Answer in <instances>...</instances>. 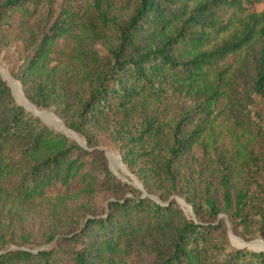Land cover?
I'll return each instance as SVG.
<instances>
[{
  "label": "trees",
  "instance_id": "1",
  "mask_svg": "<svg viewBox=\"0 0 264 264\" xmlns=\"http://www.w3.org/2000/svg\"><path fill=\"white\" fill-rule=\"evenodd\" d=\"M262 1L0 0L12 75L87 142L0 72V264H264L226 221L264 239ZM103 139L149 194L113 173Z\"/></svg>",
  "mask_w": 264,
  "mask_h": 264
},
{
  "label": "rangeland",
  "instance_id": "2",
  "mask_svg": "<svg viewBox=\"0 0 264 264\" xmlns=\"http://www.w3.org/2000/svg\"><path fill=\"white\" fill-rule=\"evenodd\" d=\"M254 7H256L259 10L263 9L264 8V0L262 2H260V3H255ZM17 45L18 44L16 42H11L7 46L5 45V47H3L2 50L0 51V72H1V74L3 76V78L7 81V83L11 87L12 92H13L16 100L19 103H21V104H23L25 106V104L23 102H21L18 99L17 95L15 94V92H14V90H13V88H12L10 82H9L10 80H13V81L17 82V84L19 85L24 97L27 99V101L31 105L35 106L38 109V111H34L32 108L29 109V108L26 107L27 106L26 105L25 107L27 109L31 110L32 112H34L35 114L40 116L45 122H47L49 125L53 126L54 128H56L58 130H61V131L65 132V133H67L68 135L71 134L69 136H73L81 144L86 146L87 142L74 129H72L71 127H69L67 125L65 120L56 113L54 108L39 107L36 104H34L33 102H31L26 97L21 82L16 77L14 78V76L12 75V73L10 71L11 65H13L15 62H19L20 61L19 56H18L19 55V51H18V48H17L18 46ZM5 74H7L8 77L5 76ZM42 112L53 113L54 116L59 121H56V120L50 121V122L47 121V119L42 117L43 116L41 114ZM66 130L72 132L73 134L72 133H68ZM98 146L100 148L104 149L105 154L107 156V160H108L109 166H110L111 170L113 171V173L117 177H119L120 179H122V180H124V181H126V182H128L130 184H133L137 188H140L143 191V195L149 194L147 192V190L145 189V186H144L143 182L137 177V175L134 172H132V171H130L128 169V167L125 165V163L122 160L120 152L112 146V143L110 141H108L107 139H103V140H101V142H100V144ZM150 195H151V197H154L157 200L162 201V199L160 197H158L157 195H155V194H150ZM176 198H177V201L179 202V204L181 205V207L183 208L184 212L189 217H194L195 216V212H194L193 205L190 202H188L183 196L176 195ZM102 202L106 204L107 200H104V198L99 197V198L95 199L94 204H95V206L98 207V205H100V203H102ZM43 205H45V204H43ZM36 216H37L36 217L37 221H32V226H31L32 230H33V233H34V236L36 238L35 246H36V248L45 247L49 243H44L43 239H41V236H40L41 229L43 227V221L38 215H36ZM226 221L228 222L229 238H230V240H231L233 245H236V246H248L250 248H254L253 246H251L249 244L245 245L243 243L244 242L243 240L252 241V240H255V239H259L260 237H257V238L251 239V240H246L245 238H243L242 236L236 234L233 231L227 216H226ZM260 239H262V238H260ZM12 246H15V245H12ZM256 249H261V248H256Z\"/></svg>",
  "mask_w": 264,
  "mask_h": 264
},
{
  "label": "bare ground",
  "instance_id": "3",
  "mask_svg": "<svg viewBox=\"0 0 264 264\" xmlns=\"http://www.w3.org/2000/svg\"><path fill=\"white\" fill-rule=\"evenodd\" d=\"M5 76L8 77L7 74H5ZM8 80H9V79H8ZM9 82H10V84H11V86H12V88H13L15 94L17 95L18 99H19L21 102H23L25 105H27L28 107L32 108L34 111H38V109H37L35 106L31 105V104L27 101V99L24 97V95H23V93H22V91H21L19 85L17 84V82H15V81H13V80H10ZM41 114L43 115L42 117H44L45 119H47V121H49V122H50V121H54V120L59 121V120H57V118L54 116L53 113L42 112ZM66 131H67L68 133H72V132H70V131H68V130H66ZM72 134H73V133H72Z\"/></svg>",
  "mask_w": 264,
  "mask_h": 264
},
{
  "label": "water",
  "instance_id": "4",
  "mask_svg": "<svg viewBox=\"0 0 264 264\" xmlns=\"http://www.w3.org/2000/svg\"><path fill=\"white\" fill-rule=\"evenodd\" d=\"M26 106V105H25ZM27 108H29L30 109V107H28V106H26ZM69 135H71V134H69ZM244 242V244L245 245H251V246H253L254 248L256 247V248H263L264 247V240L263 239H255V240H252V241H245V240H243Z\"/></svg>",
  "mask_w": 264,
  "mask_h": 264
}]
</instances>
